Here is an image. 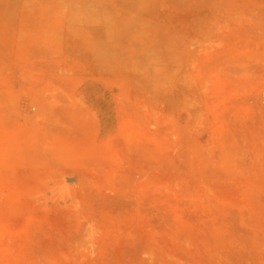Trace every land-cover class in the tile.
Returning <instances> with one entry per match:
<instances>
[{
	"label": "rangeland",
	"instance_id": "rangeland-1",
	"mask_svg": "<svg viewBox=\"0 0 264 264\" xmlns=\"http://www.w3.org/2000/svg\"><path fill=\"white\" fill-rule=\"evenodd\" d=\"M264 0H0V264H264Z\"/></svg>",
	"mask_w": 264,
	"mask_h": 264
},
{
	"label": "built area",
	"instance_id": "built-area-1",
	"mask_svg": "<svg viewBox=\"0 0 264 264\" xmlns=\"http://www.w3.org/2000/svg\"><path fill=\"white\" fill-rule=\"evenodd\" d=\"M262 103L264 104V95L262 96Z\"/></svg>",
	"mask_w": 264,
	"mask_h": 264
}]
</instances>
